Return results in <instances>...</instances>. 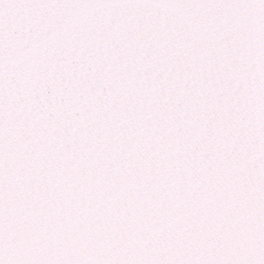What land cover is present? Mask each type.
I'll return each mask as SVG.
<instances>
[{
  "label": "snow or ice",
  "instance_id": "6c2138e0",
  "mask_svg": "<svg viewBox=\"0 0 264 264\" xmlns=\"http://www.w3.org/2000/svg\"><path fill=\"white\" fill-rule=\"evenodd\" d=\"M0 264H264V0H0Z\"/></svg>",
  "mask_w": 264,
  "mask_h": 264
}]
</instances>
